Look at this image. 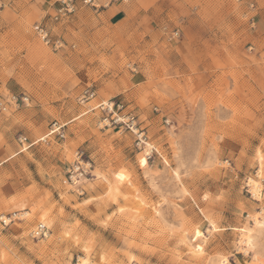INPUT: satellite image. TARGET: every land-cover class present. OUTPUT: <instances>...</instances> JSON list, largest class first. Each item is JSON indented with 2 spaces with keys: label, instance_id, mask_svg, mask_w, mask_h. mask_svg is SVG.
Segmentation results:
<instances>
[{
  "label": "rangeland",
  "instance_id": "374dc122",
  "mask_svg": "<svg viewBox=\"0 0 264 264\" xmlns=\"http://www.w3.org/2000/svg\"><path fill=\"white\" fill-rule=\"evenodd\" d=\"M1 2L0 264H264V0Z\"/></svg>",
  "mask_w": 264,
  "mask_h": 264
},
{
  "label": "built area",
  "instance_id": "2783aa9c",
  "mask_svg": "<svg viewBox=\"0 0 264 264\" xmlns=\"http://www.w3.org/2000/svg\"><path fill=\"white\" fill-rule=\"evenodd\" d=\"M73 0H71L70 3H65L66 7H62L58 13H56L55 18L58 19L60 15L65 14L63 11L66 12H72L74 10V5L72 3ZM94 0H84L85 3H93ZM2 8V2L0 0V9ZM35 30L37 31L38 36L42 39V41H44L46 44H51L54 43L56 46H60L61 42L60 40L57 41H52L50 35H49V31L46 27L42 26L41 24L36 25ZM96 95V92L92 89V88H85L81 94V100L83 101H88L91 98H94ZM15 102L18 101V98L16 96H13ZM23 101L26 100V98H21ZM97 106H104V108H106L108 106L109 110H111L112 112H114L115 114H117L114 120L116 121V119H120L122 121H124V123H130L129 125L131 126V129H134V127L136 126V122H135V116L133 113H129L123 116L118 115V111L121 110L123 108V104L121 103H111L110 105H108L107 102H102L99 103ZM7 105L6 102L3 101L2 99H0V111L6 110ZM126 118V120H125ZM50 133H57L61 136H64V124L59 123L58 121L54 122L52 125V130ZM26 137L24 136H20L19 137V141L22 143V145L26 144ZM78 176L76 170L72 171V174L70 176V178L74 181V179ZM11 222V218H7L5 216H0V223L4 224V225H8ZM34 234L35 236L38 237H43L46 236L48 233V228L44 223H39L35 228H34Z\"/></svg>",
  "mask_w": 264,
  "mask_h": 264
},
{
  "label": "bare ground",
  "instance_id": "6f19581e",
  "mask_svg": "<svg viewBox=\"0 0 264 264\" xmlns=\"http://www.w3.org/2000/svg\"><path fill=\"white\" fill-rule=\"evenodd\" d=\"M146 150V149H145ZM148 150V149H147ZM146 152V151H145ZM147 160V159H146ZM254 187H256V188H254V191L255 190H258V186H256V185H254ZM256 194L255 195H257V192H255ZM250 241V240H249Z\"/></svg>",
  "mask_w": 264,
  "mask_h": 264
}]
</instances>
